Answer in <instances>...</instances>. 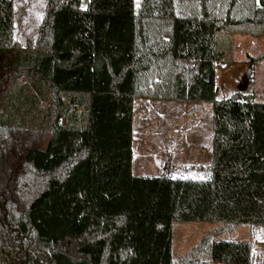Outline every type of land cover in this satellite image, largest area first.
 Instances as JSON below:
<instances>
[{"label":"trees","instance_id":"1","mask_svg":"<svg viewBox=\"0 0 264 264\" xmlns=\"http://www.w3.org/2000/svg\"><path fill=\"white\" fill-rule=\"evenodd\" d=\"M235 34L264 35V0H46L34 46L17 49L0 0V260L264 264L250 240L211 235L172 253L174 222L264 229V99H216ZM146 98L211 105L205 175L133 174Z\"/></svg>","mask_w":264,"mask_h":264},{"label":"rangeland","instance_id":"2","mask_svg":"<svg viewBox=\"0 0 264 264\" xmlns=\"http://www.w3.org/2000/svg\"><path fill=\"white\" fill-rule=\"evenodd\" d=\"M140 0H133L134 9L139 5ZM46 9V0H13V22H14V38L17 42V49L25 47L32 48L35 44L38 27L42 20ZM235 44L239 49V40L248 38L245 34H236ZM258 45L243 47L240 45L241 50L238 52H232L231 57L224 62L217 63L216 73L218 78L215 79V85L217 87L216 99L221 100L229 97L237 91V86L241 78L245 73L250 70V78L248 88L245 93L254 92L259 94L264 99V38L260 39ZM234 51V49H233ZM263 59L260 63L251 64L248 62L249 57H260ZM247 57V58H246ZM241 59H246L247 66L244 67ZM231 66V67H229ZM23 81V79H22ZM137 101L134 108V135L132 140V149L134 155V161L132 163L133 174L138 172H148L150 175H164L161 167L164 164L163 156L158 158V153L155 151L153 143L156 141H162L164 136L162 128L158 125L155 129L156 113L154 111L148 114H143L136 110ZM181 111H192V105H186L188 102H181ZM201 108V109H200ZM199 116L197 119L200 121L203 131V146H207V157L210 156V141L212 142V130H211V109L208 103H202V107L199 105ZM194 111V110H193ZM190 119H196L195 114H189ZM195 117V118H194ZM160 131L163 134L162 140L158 138L156 132ZM161 136V135H160ZM155 152L157 159L149 157L143 158L144 153ZM209 155V156H208ZM150 156V154H149ZM191 163L188 165V169ZM146 168L145 170L143 169ZM202 175H205V169H203ZM187 172V171H186ZM189 172V171H188ZM194 174L195 169L190 172ZM191 174V175H192ZM221 227L217 222H174L172 225V253L175 257L189 252L193 247L197 246L203 238L211 235L214 240H250L252 243V257L255 260L264 259V229L251 230L247 226H239L229 232L217 231ZM202 257L205 260H210L209 247L205 249ZM8 264H17L14 256H8ZM0 264H7L0 260Z\"/></svg>","mask_w":264,"mask_h":264},{"label":"crops","instance_id":"3","mask_svg":"<svg viewBox=\"0 0 264 264\" xmlns=\"http://www.w3.org/2000/svg\"><path fill=\"white\" fill-rule=\"evenodd\" d=\"M240 35V34H238ZM236 34L233 35L232 41L235 44V38ZM263 36L260 37H254L251 38L248 36V38H245L244 40H239V49L237 46H234V51L232 52H238L240 51V45L243 47L247 46H256L259 43H257L260 39H263ZM247 58V57H246ZM240 61L243 63L244 67L247 66L246 59H241ZM250 93V92H249ZM139 103L137 104L136 110H139V112L143 114H148L151 111H154L156 113V122H155V129L158 128L157 126L160 125L162 128L163 133L166 135L163 138V134L160 131L156 132V135H159L158 138H160L162 141H156L153 143L155 151L158 153V158L160 156L165 157L164 158V164L161 167L162 173L167 176L172 177H180V178H187V177H202V172H204L203 169H206L207 166L209 167L211 164V141L209 145L210 149V156L207 157L208 151L207 146H203V131L201 128L200 121L197 119L199 116V105L202 107V103H188L186 105H192V111H189L187 113L181 111V102H175L170 100H153V99H140L138 100ZM206 104V103H204ZM210 105V104H209ZM211 109V105H210ZM194 110V111H193ZM211 111V110H210ZM195 114L196 119L191 118L189 114ZM134 113H133V119H134ZM195 118V117H194ZM133 119H132V140L134 135V125H133ZM161 135V136H160ZM133 152V149H132ZM155 152L151 153H144L143 158H155L156 154ZM132 163L134 161V153ZM150 154V156H149ZM190 164L188 169V165ZM145 170L146 168L143 167ZM195 169L194 174H190L191 171ZM133 170V168H132ZM207 170V169H206ZM187 171V172H186ZM189 171V172H188ZM134 175L137 176H155L150 175L148 172H138Z\"/></svg>","mask_w":264,"mask_h":264},{"label":"water","instance_id":"4","mask_svg":"<svg viewBox=\"0 0 264 264\" xmlns=\"http://www.w3.org/2000/svg\"><path fill=\"white\" fill-rule=\"evenodd\" d=\"M251 71L248 70L245 75L241 78V80L238 83L237 91L238 92H246L248 88L249 78H250Z\"/></svg>","mask_w":264,"mask_h":264},{"label":"built area","instance_id":"5","mask_svg":"<svg viewBox=\"0 0 264 264\" xmlns=\"http://www.w3.org/2000/svg\"><path fill=\"white\" fill-rule=\"evenodd\" d=\"M222 64H224V62L222 63ZM218 66V64L216 63V67ZM229 67H231V66H229ZM218 78V74L216 73L215 75H214V79H217Z\"/></svg>","mask_w":264,"mask_h":264}]
</instances>
